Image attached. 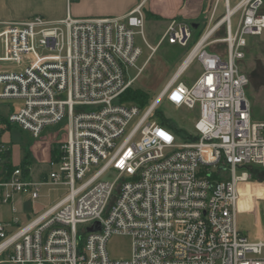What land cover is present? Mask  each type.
Masks as SVG:
<instances>
[{"label":"built area","instance_id":"obj_1","mask_svg":"<svg viewBox=\"0 0 264 264\" xmlns=\"http://www.w3.org/2000/svg\"><path fill=\"white\" fill-rule=\"evenodd\" d=\"M263 3L224 0V15L212 22V13L185 69L145 110L121 100L141 71L129 74L142 54L135 37L155 51L141 6L121 17L0 25V102L16 103L0 114V207L14 214V196L36 200L45 185L69 190L17 230L16 217L0 220V264H264V241L236 224L239 184L250 168L264 169V121L253 119L237 65L247 38L264 31ZM192 40L191 25L173 19L158 44L188 48ZM214 44L224 52L207 49ZM194 62L200 74L186 85L180 77ZM162 102L197 112L194 141L153 119ZM64 120L66 140L48 163L57 170L35 178L32 164L11 163L5 134L18 128L36 139ZM112 236L129 238L128 260L108 257Z\"/></svg>","mask_w":264,"mask_h":264},{"label":"rangeland","instance_id":"obj_2","mask_svg":"<svg viewBox=\"0 0 264 264\" xmlns=\"http://www.w3.org/2000/svg\"><path fill=\"white\" fill-rule=\"evenodd\" d=\"M238 0H230L231 6H234ZM223 8V3L218 5V12ZM264 14V3L261 9ZM236 18L232 19L233 25ZM164 25L156 23L153 20L146 21L143 30V36L147 44L155 48L151 52L142 42L140 36L135 37L142 54L136 62V67L129 72L133 77L138 73L131 88L139 89L146 93L148 97L147 107L161 95L166 86L173 79L177 69L187 56L192 43L188 48H181L177 45H170L166 41L158 44L164 32ZM158 44V46H157ZM223 44H214L207 49L210 51L218 50L224 52ZM238 68L248 78V84L245 94L249 102L253 119L264 121V31L260 36L248 37L245 57L237 62ZM200 74L198 63H192L188 69L181 75V82L191 85ZM10 103V102H5ZM145 110V109H144ZM155 110H158V116L164 117L175 126L179 132V139L183 141L187 132H191L193 124L197 118V112L194 110L176 109L165 102H162ZM153 119L156 117L153 115ZM136 119L132 120V124ZM66 121L64 120L57 126L44 129L39 138H32L30 134L13 128L4 140H7L12 148L13 161L19 163L25 152H30L36 159V166H43L42 170H57L58 165L51 168L43 163L49 158L50 149L66 140ZM261 175H264V169H258ZM45 171V172H46ZM68 188L63 185H45L41 188L40 195L36 200H31L29 196L17 195L13 198V206L16 209L15 214H11L10 205L0 207V219L11 221L16 217L20 219L19 226L14 227L17 230L25 225L36 215L42 213L45 209L56 204L68 194ZM238 204L236 213V224L238 229L250 240L264 241V182H259L255 177L248 182L238 186ZM107 255L114 261H126L130 257L131 245L126 236H112L106 244Z\"/></svg>","mask_w":264,"mask_h":264},{"label":"crops","instance_id":"obj_3","mask_svg":"<svg viewBox=\"0 0 264 264\" xmlns=\"http://www.w3.org/2000/svg\"><path fill=\"white\" fill-rule=\"evenodd\" d=\"M220 2L223 3V8L218 12ZM238 2L239 0L236 3ZM137 6H141L145 23L148 20L161 23L164 25V31L173 19L190 24L194 30L203 28V31H205L210 24L212 13L214 12L212 20L214 22L220 19L225 11L224 0H0V25L25 22L35 16L48 21L63 20L67 16L73 19L121 17ZM193 25H196V27H193ZM223 36L224 30L221 29L216 33L215 38ZM216 51H219V49ZM15 107L16 103L3 104L0 102V114L5 115ZM6 136L7 134L4 135V138ZM52 148L49 152V158L40 164L45 163L48 165L49 161L52 160ZM32 159L34 177H42L46 170H42L44 169L43 166H36L39 162L37 163L33 157ZM10 161L13 165L18 166L23 158L19 163H15L13 158H10ZM0 220L5 223L9 222ZM18 220L20 222V219Z\"/></svg>","mask_w":264,"mask_h":264},{"label":"trees","instance_id":"obj_4","mask_svg":"<svg viewBox=\"0 0 264 264\" xmlns=\"http://www.w3.org/2000/svg\"><path fill=\"white\" fill-rule=\"evenodd\" d=\"M192 30H193V40L192 41L194 44L199 39L201 34L203 33V28L196 29V30L192 28ZM121 100L122 102L137 106L140 110L146 109L147 103H148V97L146 93H144L143 91L139 89H133V88L127 89L124 95L122 96ZM157 114H158V110H155L153 115L156 117L157 122L161 126L170 130L177 138H179L178 129L175 126L171 125L168 119L166 120L164 117H159ZM194 140L195 139L192 135H190V132H187L185 137L183 138V141H194ZM56 155H57V149H56V146H54L51 150V158L53 161H56V158H57ZM32 163H33V159H32L30 152H25L23 155V161L21 162L19 166L23 169H26V167L30 166ZM250 169L252 170L251 178L255 177L257 181L264 182V175H261L258 169L254 167ZM211 178L220 179V176L215 172V173H212Z\"/></svg>","mask_w":264,"mask_h":264},{"label":"bare ground","instance_id":"obj_5","mask_svg":"<svg viewBox=\"0 0 264 264\" xmlns=\"http://www.w3.org/2000/svg\"><path fill=\"white\" fill-rule=\"evenodd\" d=\"M187 62L185 63H182L179 68L177 69L176 73L175 74H179L181 73L184 69H185V66H186ZM175 76V75H174ZM174 78V77H173Z\"/></svg>","mask_w":264,"mask_h":264},{"label":"water","instance_id":"obj_6","mask_svg":"<svg viewBox=\"0 0 264 264\" xmlns=\"http://www.w3.org/2000/svg\"><path fill=\"white\" fill-rule=\"evenodd\" d=\"M193 27H196V25H193ZM98 229H100V226H99V224L98 223H96L91 229H90V231L92 232H94V231H96V230H98Z\"/></svg>","mask_w":264,"mask_h":264},{"label":"snow or ice","instance_id":"obj_7","mask_svg":"<svg viewBox=\"0 0 264 264\" xmlns=\"http://www.w3.org/2000/svg\"><path fill=\"white\" fill-rule=\"evenodd\" d=\"M167 138V137H166Z\"/></svg>","mask_w":264,"mask_h":264}]
</instances>
